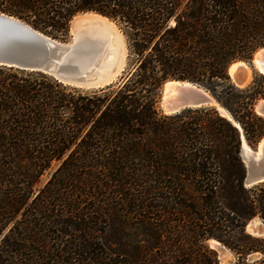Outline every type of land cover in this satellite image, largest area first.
<instances>
[{
  "label": "trees",
  "instance_id": "16d2710c",
  "mask_svg": "<svg viewBox=\"0 0 264 264\" xmlns=\"http://www.w3.org/2000/svg\"><path fill=\"white\" fill-rule=\"evenodd\" d=\"M125 36L123 82L97 91L0 66V264H264V182L245 187L241 132L264 138V75L228 74L264 47V0H0V13L65 40L78 14ZM169 80L216 109L162 115ZM57 169L45 185L42 177ZM254 223V222H253ZM255 257V258H253Z\"/></svg>",
  "mask_w": 264,
  "mask_h": 264
},
{
  "label": "water",
  "instance_id": "95a60500",
  "mask_svg": "<svg viewBox=\"0 0 264 264\" xmlns=\"http://www.w3.org/2000/svg\"><path fill=\"white\" fill-rule=\"evenodd\" d=\"M87 14L112 23L122 34L116 23L109 18L97 13L86 12L72 18L70 22L72 40L65 43L43 35L15 17L0 13V66L41 72L63 85L84 91H97L116 84L125 72L127 48L123 65L120 60L113 63L108 62L106 50L108 42L103 30H91L79 18ZM100 26L102 29L105 28L104 24L100 23ZM263 49L264 47L259 49L250 61H237L229 66L228 74L235 87L246 86L249 77L247 70L257 69L256 55ZM238 64L241 66L237 67L231 76L230 69ZM170 82L181 84L175 100L167 99L166 85ZM261 101L263 103L259 105ZM261 101L256 106V112L264 117V99ZM158 104L163 114L168 116L188 109L206 107H215L221 115L219 111L221 106L216 100L200 85L188 81L169 80L165 82L160 91ZM224 118L233 122L230 115ZM246 146L241 132L240 157L246 171L243 183L245 187H251L264 182V138L260 140L255 150L249 148L247 151ZM259 152L260 156H258ZM217 252L220 259L224 257V253L219 250Z\"/></svg>",
  "mask_w": 264,
  "mask_h": 264
},
{
  "label": "bare ground",
  "instance_id": "6f19581e",
  "mask_svg": "<svg viewBox=\"0 0 264 264\" xmlns=\"http://www.w3.org/2000/svg\"><path fill=\"white\" fill-rule=\"evenodd\" d=\"M81 19V21H83L85 23V25L91 29V30H98L101 29L103 30L106 38H107V52H108V62L113 63L116 60H120V63H122L121 65H123V61L126 55V44H125V40L123 35L119 32V30L115 27V25H113L112 23L101 19L100 17H97L95 15L92 14H87L83 17H79ZM94 23H98L99 25L97 26V24ZM101 24L105 25V28L102 29V27L100 26ZM264 56V49L259 51L258 54L256 55V59H255V66L257 68V70L260 71V73L262 75H264V61H262V58ZM241 64L238 65H234L231 69H230V75L233 76L235 70L237 67H240ZM248 71V80L250 78V71ZM246 82V83H247ZM246 85V84H245ZM186 87H189V85L185 84ZM181 87V84L179 82H170L167 83L166 85V92L168 93L167 95V99L169 100H175L179 88ZM263 102L261 101L259 105H261ZM219 111L221 113V116L223 117H229V114L226 110H224L223 108L219 107ZM247 147V151L249 150V147ZM258 156H260V152L258 153ZM211 246L214 249H217L219 251H221L222 253H224V249L221 247V245H219L217 242L212 241L211 242Z\"/></svg>",
  "mask_w": 264,
  "mask_h": 264
},
{
  "label": "rangeland",
  "instance_id": "374dc122",
  "mask_svg": "<svg viewBox=\"0 0 264 264\" xmlns=\"http://www.w3.org/2000/svg\"><path fill=\"white\" fill-rule=\"evenodd\" d=\"M114 22V21H113ZM117 25V24H116ZM118 26V25H117ZM120 29V28H119ZM121 30V29H120ZM122 32V31H121ZM123 34V33H122ZM123 37H124V40H125V44H126V48H127V43H126V39H125V36L123 35ZM72 40V34H71V31L69 32V36H68V38L67 39H65V40H61V39H57V41H60V42H65V43H67V42H70ZM261 49V48H260ZM259 50V49H258ZM257 50V51H258ZM256 51V52H257ZM255 52V53H256ZM254 53V54H255ZM127 57H128V49H127ZM127 57H126V68H125V72L123 73V75H122V77L123 76H125V74L127 73V71L129 70V64H128V61H127ZM259 76H263L262 74H260L259 73V71L257 70V69H252V70H250V78H249V81L246 83V86H244L243 88H246L247 86H249L253 81H254V78H256V77H259ZM122 77L119 79V81L116 83V84H114V85H117V84H121L122 82H123V79H122ZM114 85H112V86H114ZM203 88V87H202ZM243 88H240V89H243ZM84 91V90H83ZM88 92V91H87ZM90 92V91H89ZM160 97V96H159ZM264 99V98H263ZM262 99H260V100H258L257 101V103H256V105H255V112H256V106L258 105V103L261 101ZM217 102V101H216ZM157 106H158V110H159V112L162 114V115H164L163 114V112H162V110H161V108H160V105L159 104H157ZM206 108H213V109H216L215 107H206ZM225 110V109H224ZM257 113V112H256ZM257 147V146H256ZM256 147L253 149V148H251V149H253V150H255L256 149ZM57 167H58V165H54L53 167H52V169L48 172V173H46V175L44 176V177H42V179H41V182H40V186H43V185H45L46 184V182L49 180V178H50V176H51V174L57 169ZM254 222V223H253ZM246 230H247V232L248 233H251V234H256V235H260V236H264V227L263 226H260V224H259V221H257V220H255V221H252V222H250L248 225H247V228H246ZM212 241H214V240H210L209 242H208V245H209V247L211 248V249H214L212 246H211V242ZM222 247V246H221ZM223 248V247H222ZM215 250V249H214ZM216 252H217V250H215ZM224 257H222L221 259H220V257H219V254H218V252H217V254H218V257H219V259H220V262L222 263V264H232L234 261H235V258H234V256H233V254L230 252V251H228L227 249H225L224 248ZM253 258H255V257H253Z\"/></svg>",
  "mask_w": 264,
  "mask_h": 264
}]
</instances>
